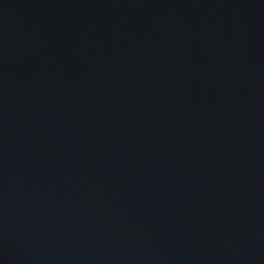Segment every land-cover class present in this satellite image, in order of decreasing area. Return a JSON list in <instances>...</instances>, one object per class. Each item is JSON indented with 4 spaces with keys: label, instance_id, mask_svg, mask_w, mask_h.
<instances>
[{
    "label": "water",
    "instance_id": "water-1",
    "mask_svg": "<svg viewBox=\"0 0 264 264\" xmlns=\"http://www.w3.org/2000/svg\"><path fill=\"white\" fill-rule=\"evenodd\" d=\"M0 264H264V0H0Z\"/></svg>",
    "mask_w": 264,
    "mask_h": 264
}]
</instances>
